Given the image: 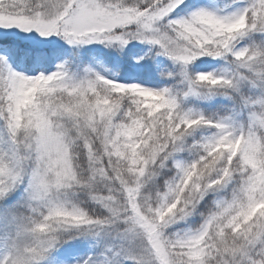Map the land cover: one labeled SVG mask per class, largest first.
I'll return each instance as SVG.
<instances>
[{
    "label": "snow or ice",
    "instance_id": "6c2138e0",
    "mask_svg": "<svg viewBox=\"0 0 264 264\" xmlns=\"http://www.w3.org/2000/svg\"><path fill=\"white\" fill-rule=\"evenodd\" d=\"M184 0H0V27L41 37L62 36L70 44L148 41L185 65L199 56L232 53L264 81V51L234 50L247 32H264V0L221 16L200 9L169 20ZM135 25V29L132 26ZM5 41L0 40V44ZM35 54L48 49L22 46ZM2 59V58H0ZM211 86L235 87L233 79L201 73ZM264 105V100L259 101ZM0 118L11 134V156H0V198L23 182L31 169L33 197L47 213L31 229L34 246L18 249L3 264H33L56 240L59 229L125 225L138 240L137 264H264V112L253 113L247 131L179 111L167 89L154 90L97 76L75 82L61 67L34 77L6 67L0 71ZM213 125L220 135L202 145L204 155L177 163L178 179L153 200L146 184L166 166L189 130ZM87 157L89 175L81 174ZM238 174V176H237ZM239 179L230 199L216 203L202 226L186 236L166 229L191 215L210 190ZM102 183L92 199L107 215L94 217L54 194ZM257 209H259L257 211ZM87 264V262H86Z\"/></svg>",
    "mask_w": 264,
    "mask_h": 264
},
{
    "label": "rangeland",
    "instance_id": "374dc122",
    "mask_svg": "<svg viewBox=\"0 0 264 264\" xmlns=\"http://www.w3.org/2000/svg\"><path fill=\"white\" fill-rule=\"evenodd\" d=\"M251 3L252 0H194V2L193 0H184L183 4L172 12L169 17H166L162 23L167 25L169 20L190 18L193 12L200 9L221 16H230L241 12ZM135 27V25L132 26L133 29ZM254 38H259L263 44L256 43ZM0 40L5 41L3 44H7L6 49L3 47L0 49V58H2L0 59V67H2V70L10 67L15 72L34 77L39 74L55 73L63 67L68 77L75 82L96 79L97 76H102L105 79L123 84H137L154 90L167 89L170 96L176 99L179 111L182 113H188L194 117L202 115L206 120L212 121L213 125L224 123L235 134H239L242 130H248L252 124L253 113L264 112V105L258 103L264 100V81H261L257 75L259 66L255 70L245 68L232 53H225L219 57L199 56L185 65L183 62H178L166 55L159 45L135 39L130 40L128 44L123 46L119 42L111 44L105 42L102 45L96 44L101 42H92L87 45H80L70 44L65 38L58 35L44 38L34 31L25 32L16 27L7 29L0 27ZM25 45L46 48L49 51L44 55L38 53L33 55L27 50L32 60L31 63H27L23 58L18 60L13 53V47L23 48L22 46ZM131 46L137 47L133 58L135 71H139L143 62L149 57L155 59L161 70L165 68V65L174 67L178 81L174 91L173 88H167L156 83L126 81L123 79L124 75L110 69L106 61H101L102 53L98 51L101 48H113L114 54H121ZM244 48L264 51V32L251 31L238 37L234 41V50L238 51ZM72 50H76V54L89 55V64H85L81 70L71 69L68 64V55H71ZM201 73H211L216 77L233 79L235 87L223 88L201 83L197 80V76ZM213 125H201L189 130L177 150L182 149L187 140L185 152L173 153L172 158L165 162L166 166L157 169V175L144 188L146 196H150L154 200L158 193L167 191V184L178 179V169L175 166L177 163L188 165L204 155L202 145L220 135V130ZM12 151L11 134L6 125L4 136H0V156L9 157ZM168 170L172 171L169 179L165 177V172ZM30 176L31 169L29 168L23 181L27 182L30 188L26 193V200L32 203V206H28L29 215L35 216L34 214L41 213L40 204L42 202L33 197ZM160 179H162V183H160ZM236 179H233L227 186L219 190H210L191 215L182 220L177 219L170 224L166 229V233L171 237H182L195 233L202 226L205 219L199 223L191 222V219L197 216L198 208L205 198L209 196L212 200L214 199V208L218 201L230 199L233 189L238 187L240 182L239 179ZM156 185H159V187L157 188ZM99 186L102 193H105L106 189L103 184L99 183ZM12 191L4 198H0V206L2 200L11 198ZM68 191L69 189H63L54 195L59 200L72 204L67 194ZM99 205V210L106 216L107 211ZM44 211V214H46L47 208ZM23 221L22 216L0 211V264H3L6 258L13 256L18 249L34 246V234L31 229L23 224ZM124 227L125 225L120 224L118 226H80L78 228L59 229L57 232L75 230L77 233L74 236L82 235L60 245L63 237L56 233L55 242L47 248L42 257L34 260L33 264H86V262L87 264H137V259L133 257L138 256L140 253L138 240L134 239L131 234H125Z\"/></svg>",
    "mask_w": 264,
    "mask_h": 264
},
{
    "label": "trees",
    "instance_id": "16d2710c",
    "mask_svg": "<svg viewBox=\"0 0 264 264\" xmlns=\"http://www.w3.org/2000/svg\"><path fill=\"white\" fill-rule=\"evenodd\" d=\"M194 2V0H193ZM254 41L256 43L263 42L259 38H254ZM105 43V42H104ZM104 43H96L98 45H102ZM89 44V43H88ZM80 45H87V44H80ZM3 47L4 49L7 48V44H0V49ZM137 47L131 46L130 48H126L121 54H114L113 48H107V49H100L98 51H101L102 57L101 61H106L108 63V67L110 69H114L116 72L124 75L123 79L126 81H134V80H140L145 81L149 83H156L163 85L167 88H176L177 86V72L174 70L173 66L165 65V68L161 70L158 67L157 62L153 57H149L143 62L142 66L140 67L139 71L134 70V62L133 58L136 53ZM13 53L17 57L18 60L24 59L27 63H31L32 60L30 59V56L28 54V51L24 48H14L13 47ZM71 55H68L69 65L71 66V69H82L85 64H89L90 56L86 54H76V50H72L70 53ZM0 71H2V67H0ZM198 77V76H197ZM6 131V123L3 120V118H0V136H4V132ZM187 141V140H186ZM185 141V145L182 149L179 151H176L175 153H184L185 149L187 148V144ZM185 147V148H184ZM180 148V147H179ZM80 164L81 169L83 171L81 172L82 175L87 176L89 175V172L87 171V157L86 155H81L80 157ZM172 167L173 164H171ZM172 171L168 170L165 172V177L168 179L171 176ZM238 180V178L236 179ZM162 179H160V183ZM158 188L159 185H156ZM30 190L29 186L27 185V182L23 181L22 183H19L15 189L12 191V195L10 199H4L2 200L0 211L1 212H9L14 213L16 215L22 216L24 219V225L27 226V228L32 229L34 227V224L36 221H39L42 219V214L45 213L44 209H46V206L42 202L40 204V214H34L35 216H30L28 212V206L31 205V201L26 200V193ZM93 192H102L100 190L99 183L95 185L93 189H87L80 186H74L73 188H70L67 192L68 196L70 197V200L72 204L86 210L89 215H92L94 217H103L104 214L101 212L98 208V203L92 199ZM211 198L206 197L205 200L202 202L201 206L198 208L197 216H195L193 219H191V222H200L201 220L205 219L211 211L214 210V199L210 200ZM213 202V204H212ZM100 206V205H99ZM63 230V229H61ZM61 237H63V241L60 243L65 244L68 241L75 239L77 231L71 230L69 232H57Z\"/></svg>",
    "mask_w": 264,
    "mask_h": 264
}]
</instances>
